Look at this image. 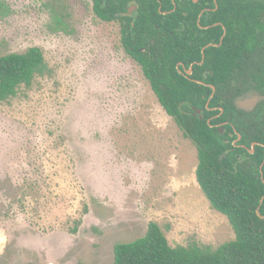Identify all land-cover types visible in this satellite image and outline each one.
Here are the masks:
<instances>
[{"label": "rangeland", "instance_id": "obj_1", "mask_svg": "<svg viewBox=\"0 0 264 264\" xmlns=\"http://www.w3.org/2000/svg\"><path fill=\"white\" fill-rule=\"evenodd\" d=\"M119 29L91 0H0V56L39 47L52 69L0 103V264H112L150 222L171 247L233 239Z\"/></svg>", "mask_w": 264, "mask_h": 264}, {"label": "trees", "instance_id": "obj_2", "mask_svg": "<svg viewBox=\"0 0 264 264\" xmlns=\"http://www.w3.org/2000/svg\"><path fill=\"white\" fill-rule=\"evenodd\" d=\"M91 1L92 12L105 22L122 19L126 7L136 4L133 17L121 21L120 45L195 146L197 184L234 233L215 248L194 241L171 247L163 228L150 222L143 236L114 245L112 264H264V218L257 214L259 208L264 216V99L249 111L236 106L241 96H264V0ZM190 66L192 74L186 77L180 71ZM51 74L39 47L0 56V103ZM209 85L215 93L207 110ZM238 135L248 147L262 145L253 154L251 147L235 148Z\"/></svg>", "mask_w": 264, "mask_h": 264}, {"label": "flooded vegetation", "instance_id": "obj_3", "mask_svg": "<svg viewBox=\"0 0 264 264\" xmlns=\"http://www.w3.org/2000/svg\"><path fill=\"white\" fill-rule=\"evenodd\" d=\"M180 1H184V0H180ZM195 3H197L198 2V0L197 1H195V0H193ZM172 2L173 3H175V0H172ZM214 2H215V0H214ZM132 6H135V10H133V12H129V10H130V8L132 7ZM173 9H175V6H174V8ZM136 10H137V6H136V4L135 3H130L127 7H126V13L124 14V13H122L121 14V17H122V19L120 18V20H118V21H116V22H118V24H119V30H120V38H121V31H122V26H121V21H123L124 23L127 21V18H129V17H133V15L136 13ZM161 10V9H160ZM204 10H211V8H206V9H203V11ZM213 10V9H212ZM203 11L201 12V13H203ZM160 13H163V14H165L166 12H162V11H159ZM201 16V14L199 15V17ZM199 19V18H198ZM198 22V21H197ZM132 23V22H131ZM200 23V21L198 22V24ZM131 25H133V23L131 24ZM216 26L218 25H221V24H219V23H217V24H215ZM199 27L200 28H205V29H207L208 27H201L200 25H199ZM225 32H226V29H225V27H224V34H225ZM214 45V44H213ZM180 72H182V74L183 75H185L186 77H188V75H186V73H185V70L183 69V70H181ZM197 81V80H196ZM237 101V100H236ZM237 103V102H236ZM237 106V105H236ZM238 107V106H237ZM239 108V107H238ZM244 110V109H243ZM252 110V109H251ZM246 111H249V110H246ZM241 138V137H240ZM235 141V140H234ZM233 141V142H234ZM232 142V145L235 147V148H242V149H244L245 151H247L248 149H250V147L252 146V144H255V146H254V149H255V147L257 146V145H262L261 143H258V142H254V143H252L251 144V146L250 147H248V146H246V145H244V144H242V143H240V139L239 140H237L236 141V143H233ZM254 152V151H253ZM253 154V153H252ZM238 156V155H237ZM244 157V156H243ZM243 157H239L240 159H243ZM261 167H262V165L260 166V169H261Z\"/></svg>", "mask_w": 264, "mask_h": 264}, {"label": "water", "instance_id": "obj_4", "mask_svg": "<svg viewBox=\"0 0 264 264\" xmlns=\"http://www.w3.org/2000/svg\"><path fill=\"white\" fill-rule=\"evenodd\" d=\"M195 1H197V0H195ZM215 4H216V0H215ZM216 8H217V5H216L215 9H216ZM160 9H161V6H159V11H161ZM133 10H135V6H132V7L130 8L129 12L131 13V12H133ZM201 14H202V13H201ZM199 21H200V17H199V19H198V22H199ZM222 39H223V37L221 38L220 43L222 42ZM212 45H213V44L211 43V44H209L208 46H212ZM204 50H205V48L202 49V61H201L199 64H202V63H203V60H204ZM185 73H186V75H188V76L191 75V74H192V66H190L189 69H185ZM198 83H200V84H204L203 82H199V81H198ZM209 87L212 89V92H211V94H210V96H209V99H208V102H207V104H206V108H207V110H209V109H208L209 102H210V100L213 98L214 93H215V87H214L213 85H209ZM194 110L196 111L197 114H200V113H201V110H198V109H194ZM219 110H220V113H222L223 109H222V108H219ZM207 123L209 124V123H210V120H208ZM218 131H219V133H221V134L223 133V129H222V128H219ZM239 139H240V135H238V138H237L233 143H236V141L239 140ZM254 146H255V144H252L251 149H250V153H253V151H254ZM220 159L222 160V157H221ZM257 214H258L261 218H264V216H262V215L260 214V212H259V208L257 209Z\"/></svg>", "mask_w": 264, "mask_h": 264}]
</instances>
